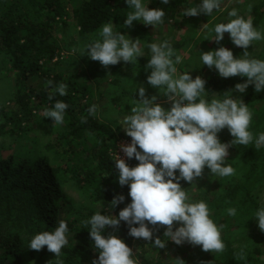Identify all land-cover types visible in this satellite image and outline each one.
Returning <instances> with one entry per match:
<instances>
[{"label": "clouds", "instance_id": "clouds-1", "mask_svg": "<svg viewBox=\"0 0 264 264\" xmlns=\"http://www.w3.org/2000/svg\"><path fill=\"white\" fill-rule=\"evenodd\" d=\"M125 3L131 11L126 14L123 27L131 28L134 21H142L144 25L152 27L163 23L165 13L162 9H150L142 0H125ZM161 3L167 5L169 0H161ZM220 7L221 0H202L198 6L186 9L184 15L208 16ZM251 8L249 4V12ZM227 15L231 19L214 26L215 38L211 41L220 44L224 34L228 33L232 43L244 50L243 56L234 57L233 52L223 46L201 52L203 65L209 69L214 67L220 77L247 78L243 83L235 84L228 91L230 95L222 100L214 98L209 102L203 98L206 80L201 76L197 75L193 79L189 72L177 76L176 65L182 62V57L167 40L147 45L151 53L145 65V71L151 70L147 75V83L153 88L163 89L165 102L170 107L165 109L157 102L156 95L147 96L143 85L137 89L139 98L136 99V106L131 108V114L125 116L121 124L125 134L131 138V143L119 147L125 157L129 160L135 158L138 164L130 167L117 153L114 160L118 170L117 182L120 186H128L131 202L118 215H102L98 211L82 222L85 226L90 225L89 236L99 253L92 264H138L133 249L116 235L121 222L128 226L129 236L142 238L157 249H165L166 242L171 241L176 245L188 243L200 246L205 252L221 253L225 250L222 225L210 218L209 207L204 201L190 202L180 181L193 184L203 177L205 167L211 174L221 177L235 175L232 166H224L229 155L228 149L233 144L247 146L254 143L257 150L264 147V132L254 137L249 131L252 111L242 98L232 95L233 92L245 93L250 85L254 86L257 93L264 90V60L252 58L247 50L254 41L264 40V33L253 26L250 16L245 18L236 8L228 11ZM98 35L100 39L86 44L81 56L86 55L105 68L120 61L126 64L137 62L138 57L145 55L139 38L131 39L126 34L114 31L112 21L104 24ZM47 84L52 85L53 82L49 80ZM54 91L65 96L67 85L60 83ZM53 98V95L48 96L49 101ZM67 108V103L56 100L53 106L45 108L43 117L51 118L56 125H62ZM96 112L97 105L93 104L88 113L95 115ZM86 122V118L81 119V123ZM225 128L233 139L222 143L218 133ZM124 200V195H114L110 202L111 209ZM227 211L230 216L236 215L235 208ZM254 218L258 228L264 232V207L257 210ZM106 227L112 229L107 236L103 235ZM160 227L165 229L163 236L167 237V241L154 238V232ZM67 233L68 225L61 220L54 231L36 234L29 248L40 251L46 246L49 252L59 257L61 250L68 244ZM238 258H245L243 252ZM176 264L185 262L176 258Z\"/></svg>", "mask_w": 264, "mask_h": 264}, {"label": "rangeland", "instance_id": "rangeland-1", "mask_svg": "<svg viewBox=\"0 0 264 264\" xmlns=\"http://www.w3.org/2000/svg\"><path fill=\"white\" fill-rule=\"evenodd\" d=\"M142 2L148 7L151 0H142ZM114 3L117 5L115 11L117 21H112L114 31L126 34L131 39L139 38L145 55L138 57L137 62L126 64L120 61L107 68L86 55L81 56L86 44L94 39H100L98 33L102 28L94 34L82 36L69 9L63 19L64 25L60 23L56 26L53 40H49L52 47L57 46V48L52 61L45 62L42 75L46 85H48L47 81H53L54 78L64 81L75 80L85 85L89 93L81 100L80 105H97L95 120L98 124L108 126L117 140L127 136L121 128L122 120L131 114V108L136 106V99L139 98L136 91L141 85L145 87L147 96L156 95L157 102L165 109L170 107V104L165 102L163 89L153 88L147 83V75L151 71L150 69L145 71V65L151 56L148 44L167 40L172 45L176 53L182 57V62L176 65L177 76L189 72L193 79L199 75L205 80L212 77L224 80L228 84L227 88L221 91L214 89L203 94V98L209 102L214 98L222 100L226 95H230L228 91L233 89L235 84L243 83L247 79L240 76L220 77L214 67L209 69L203 65L201 52L216 50L223 46L230 49L234 57H242L244 50L232 43L228 33L224 34L220 44L211 41L215 38L214 26L228 22L231 19L227 15L228 11L236 8L245 18L250 16L253 26L264 33V0H221L220 9L214 10L208 16L175 15L166 24L154 27L146 26L142 21H134L131 28L123 27L126 14L131 11L127 8L125 0H115ZM201 3L202 0H185L182 10L196 7ZM249 4L252 5L250 12ZM256 17L258 24L254 23ZM247 50L252 58L264 60V40L254 41ZM2 58L3 55L0 54V110L10 107L16 94L15 75L8 71V66L4 64ZM38 80H41L39 76L33 77L30 80L31 85H35ZM250 92L253 97L261 96L262 99L254 102L246 101ZM232 95L234 98H242L252 111L253 119L249 131L254 137L264 132V90L257 93L254 91V86L250 85L245 93L233 92ZM43 111L41 109L37 114L30 113L27 122L22 123V129L17 136L0 134V161L11 159L18 162L29 159L35 162L45 159L60 178L58 188L68 202L70 218L78 220L86 216L89 211H100V203L92 199L72 178L73 171L78 168L76 165L82 164L83 159L88 161V158L80 151L79 160H68L58 154V149L52 148L61 140L65 124H54L51 118L43 117ZM17 112H20L19 108L15 109V113ZM2 122L1 118L0 124ZM218 136L222 143L233 139L227 128L218 133ZM86 143L88 154H91L94 146L90 140ZM228 152L224 166H232L235 175L221 177L211 174L205 167L203 177L198 178L193 184L180 181L190 202L204 201L209 207L210 218L218 225H222L221 235L226 245L225 250L221 253H211L202 251L200 246L188 243L176 245L167 241V237L163 236L165 229L160 227L154 232V238L159 237L167 241L165 249L154 248L150 242L142 238H133L131 248L139 264H176V258L182 259L185 264H264V232L258 228L254 218L257 210L264 207V147L257 150L254 143L247 146L233 144ZM250 163L255 167L251 168ZM133 164L135 165L134 162ZM176 174L179 175L178 171ZM80 176L82 178L83 173H80ZM126 205L125 202L107 211L106 214L118 215ZM229 208L236 209L235 216L228 214ZM241 252L244 254V259L238 258Z\"/></svg>", "mask_w": 264, "mask_h": 264}, {"label": "trees", "instance_id": "trees-1", "mask_svg": "<svg viewBox=\"0 0 264 264\" xmlns=\"http://www.w3.org/2000/svg\"><path fill=\"white\" fill-rule=\"evenodd\" d=\"M115 0H0V54L8 71L14 73L15 98L10 107L0 110V134L17 136L28 115L37 114L41 109L51 107L56 100L68 104L64 114L65 131L55 146L58 154L68 160H79V152L88 158L78 164L72 178L101 205L102 215L111 209L114 195L125 196L123 203H130L127 185L118 184V170L110 151L117 140L112 130L98 124L94 115H89L91 106L80 105L88 95V88L75 80L54 78L52 85L43 80V66L51 62L57 46L52 47L53 33L63 23L68 10L76 21L82 36L96 33L109 21H117ZM185 0H169L167 5L161 0H151L148 8L164 11L163 24L175 15H184ZM258 24V17L255 18ZM64 25V23H63ZM160 25V24H158ZM39 76L35 85L30 80ZM60 83L67 85V95L60 96L54 91ZM228 84L221 78L206 80V91H221ZM246 97V101L261 100V96ZM53 95L52 101L48 96ZM19 108L20 112L15 113ZM86 118V123L81 119ZM90 140L94 151L88 154ZM139 150V149H138ZM138 164L135 158L131 159ZM250 167H255L250 163ZM80 173H83L81 178ZM45 159L32 162L29 159L14 162L0 161V264H92L99 253L89 236L90 225L82 222L98 211H89L86 216L75 220L68 216L69 206L58 188L60 178ZM121 203V204H123ZM119 204V205H121ZM118 205V206H119ZM117 206V207H118ZM65 209H64V208ZM115 207V208H117ZM63 220L68 225V244L56 257L45 246L40 251L29 248L31 239L44 231L52 232ZM138 226V225H134ZM112 229L106 227L103 235ZM116 235L131 247L133 237L128 235V226L122 222ZM139 264V263H138Z\"/></svg>", "mask_w": 264, "mask_h": 264}, {"label": "built area", "instance_id": "built-area-1", "mask_svg": "<svg viewBox=\"0 0 264 264\" xmlns=\"http://www.w3.org/2000/svg\"><path fill=\"white\" fill-rule=\"evenodd\" d=\"M129 143H131V138L128 136H125L124 138H119V140L115 142L114 148L110 151V154H109L114 164H115L114 160L116 158V153H117V155H119L121 158L126 160V162L128 163L130 167L135 166L131 160H129L127 157L124 156L123 152L120 150V147H119L121 144L126 145Z\"/></svg>", "mask_w": 264, "mask_h": 264}]
</instances>
